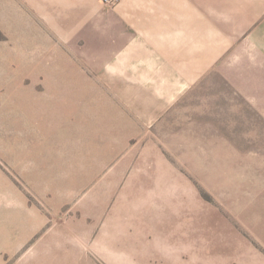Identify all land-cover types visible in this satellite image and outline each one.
Listing matches in <instances>:
<instances>
[{"label":"crops","instance_id":"obj_1","mask_svg":"<svg viewBox=\"0 0 264 264\" xmlns=\"http://www.w3.org/2000/svg\"><path fill=\"white\" fill-rule=\"evenodd\" d=\"M65 3L42 7L68 39L67 61L58 53L48 70L67 154L51 145L37 160L44 212L35 226L21 215L19 230H0V252H21L41 235L26 264L138 253L149 190L165 187L148 174L171 172L150 161L166 157L168 142L179 141L183 155L251 157L253 142L264 141V0ZM45 213L59 221L47 228Z\"/></svg>","mask_w":264,"mask_h":264},{"label":"rangeland","instance_id":"obj_2","mask_svg":"<svg viewBox=\"0 0 264 264\" xmlns=\"http://www.w3.org/2000/svg\"><path fill=\"white\" fill-rule=\"evenodd\" d=\"M65 2L0 0V230H19L21 215L35 226L36 210L44 212L35 186L38 172L42 175L37 160L43 161L51 145L62 160L67 154L65 126L54 119L48 70L58 53L67 61L68 39L42 7L68 9ZM168 143L166 157L150 161L170 164L171 172L148 174L155 183L164 180L165 187L149 190V232L141 238L139 252L123 254V260L91 252L79 264H264V141L253 142L257 155L251 157L196 156L190 149L183 155L179 141ZM4 196L11 200L6 216ZM45 214L51 219L47 228L59 221ZM39 237L21 252H0V264H26L32 254L26 250Z\"/></svg>","mask_w":264,"mask_h":264},{"label":"built area","instance_id":"obj_3","mask_svg":"<svg viewBox=\"0 0 264 264\" xmlns=\"http://www.w3.org/2000/svg\"><path fill=\"white\" fill-rule=\"evenodd\" d=\"M103 3L107 6H116L117 0H103Z\"/></svg>","mask_w":264,"mask_h":264}]
</instances>
